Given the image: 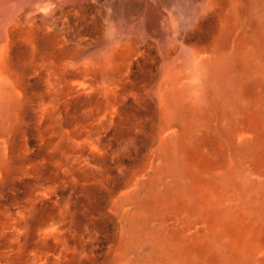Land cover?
<instances>
[{
	"label": "rangeland",
	"instance_id": "374dc122",
	"mask_svg": "<svg viewBox=\"0 0 264 264\" xmlns=\"http://www.w3.org/2000/svg\"><path fill=\"white\" fill-rule=\"evenodd\" d=\"M0 63V264H264V0H0Z\"/></svg>",
	"mask_w": 264,
	"mask_h": 264
},
{
	"label": "bare ground",
	"instance_id": "6f19581e",
	"mask_svg": "<svg viewBox=\"0 0 264 264\" xmlns=\"http://www.w3.org/2000/svg\"><path fill=\"white\" fill-rule=\"evenodd\" d=\"M1 68H2V67H1V63H0V70H1ZM173 132H174V131H173Z\"/></svg>",
	"mask_w": 264,
	"mask_h": 264
}]
</instances>
